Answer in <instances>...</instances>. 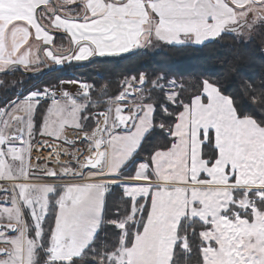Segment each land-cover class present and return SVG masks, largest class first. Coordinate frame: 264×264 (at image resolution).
Instances as JSON below:
<instances>
[{
	"label": "snow or ice",
	"instance_id": "1",
	"mask_svg": "<svg viewBox=\"0 0 264 264\" xmlns=\"http://www.w3.org/2000/svg\"><path fill=\"white\" fill-rule=\"evenodd\" d=\"M261 30L264 0H0V75ZM71 83L77 94L33 86L0 107V264H264V119L207 79L187 102L163 73L125 77L114 96ZM37 131L61 142H41L44 167L31 164Z\"/></svg>",
	"mask_w": 264,
	"mask_h": 264
},
{
	"label": "trees",
	"instance_id": "2",
	"mask_svg": "<svg viewBox=\"0 0 264 264\" xmlns=\"http://www.w3.org/2000/svg\"><path fill=\"white\" fill-rule=\"evenodd\" d=\"M12 73L1 76L4 80L0 87V99L3 92L7 99L0 100L3 107L9 100L15 98L17 89L27 93L35 88L43 89L48 86L57 85L62 80L83 79L89 84H107L108 93L114 96L120 89L118 82L125 77H139L141 73L150 79L157 74L163 73L169 79H175L188 90L181 99H185L189 92L194 91L193 85L207 79L216 83L226 95H230L238 111L242 114L252 115L259 120L264 119V109L253 106L250 101L253 91L259 93L264 89V34L251 40L244 39L243 42L231 35H225L222 40L206 42L203 46L186 45L173 46L164 44L159 49H135L112 57H97L90 59V63H72L68 69L53 70L36 76H26ZM97 73L103 74L101 79ZM17 80L23 81L22 86L6 91L11 84ZM95 97V93H93ZM50 104V103H49ZM41 109L46 105L41 103ZM163 119L157 117V123ZM163 141L159 132L152 134L145 141L140 155L146 156L151 150V145ZM120 195V189H114L108 197L109 203L116 201ZM112 229L108 228L106 233L111 235Z\"/></svg>",
	"mask_w": 264,
	"mask_h": 264
},
{
	"label": "rangeland",
	"instance_id": "3",
	"mask_svg": "<svg viewBox=\"0 0 264 264\" xmlns=\"http://www.w3.org/2000/svg\"><path fill=\"white\" fill-rule=\"evenodd\" d=\"M263 34H264V30H261L258 33L254 32L253 33V36H254V38H258V37L262 36ZM244 39H248V38L245 37ZM33 46L35 47V43L33 44ZM163 46H164L163 43L156 44V42H153L152 47H150L148 49L155 50V49H159V48H161ZM14 73L16 74V73H19V72L15 71ZM72 81L85 82L81 78H78V80H74V79L73 80H66L65 79V80L60 81V83H58L57 85H61L64 88V90H67L70 93L77 94L80 91V89H79V87H78V85L76 83H71ZM5 99H7V98L5 96V92H3V98L0 99V100H5ZM98 110H102V109H98ZM48 139H50V138H48ZM44 140H46V139L44 138V136L40 135V133L38 131L34 133V139L32 141L33 147L35 146L36 147V150H38V155H41V156H43L45 158V153H46L47 147H41V142L44 141ZM48 141H51V142H54V143H59V141H54L52 139L51 140H48ZM77 146L79 147V149L86 150V144H84V145L77 144ZM50 152H51V149H50ZM82 158L83 157H81V159ZM38 159H41V158H38ZM69 159H70V157L69 158H66V161L69 160ZM52 160L55 161V156L52 157ZM41 161H45V160L42 158ZM47 165H50L49 168L55 167L54 163H48ZM72 166L74 167L75 165L73 164ZM45 180H47V181H53L51 178H46Z\"/></svg>",
	"mask_w": 264,
	"mask_h": 264
},
{
	"label": "flooded vegetation",
	"instance_id": "4",
	"mask_svg": "<svg viewBox=\"0 0 264 264\" xmlns=\"http://www.w3.org/2000/svg\"><path fill=\"white\" fill-rule=\"evenodd\" d=\"M33 44H34V42H33ZM61 44H63L64 48L69 47V43H68L67 39L63 38L61 35L57 34L55 36V46H59ZM40 55L43 56V53L41 52ZM94 58H97V57L89 58L88 61H72L71 63L64 64V65H52L50 60H46L45 62L47 64L44 63V64H41V65L37 66L35 69H28L26 71L44 70L43 72L39 73V74H43L44 75L45 73H48V72L53 71V70L68 69L70 67V64H72V63H86V62L90 63V59H94ZM46 66H48L47 70H45ZM18 71H20L22 74H24L21 70H18ZM39 74H37V75H39ZM24 75H26V74H24ZM1 76H5V75H0V81H4L1 78ZM26 76H28V75H26ZM33 76H36V75H33Z\"/></svg>",
	"mask_w": 264,
	"mask_h": 264
},
{
	"label": "crops",
	"instance_id": "5",
	"mask_svg": "<svg viewBox=\"0 0 264 264\" xmlns=\"http://www.w3.org/2000/svg\"><path fill=\"white\" fill-rule=\"evenodd\" d=\"M44 138L46 140H51V138L48 139L46 136H44ZM49 143H54V142L49 141ZM59 143H61V142H59ZM61 146L66 147V145H62V144H61ZM77 149H79L78 146H77ZM49 152H50V148L47 147L46 153H45V158L48 157ZM38 158H41V159L43 158L45 160V158L43 156L38 155V150H36V147L34 146L33 147V151L31 152V164L32 165H39L40 167H44L45 166V161H41V159H38ZM65 158H69V157L65 156ZM60 159L62 160V156L60 157ZM49 166L50 165H47V167H49ZM45 179L46 178H44V177L37 176L36 178H34L33 182H37V183H42V182L52 183L53 182V181H47ZM69 179L70 178H65L66 181L69 180ZM0 183H4V182L0 181ZM4 187H9V184L8 183H4ZM4 195H5V193H0V200L3 199ZM0 247H5V245L2 242H0Z\"/></svg>",
	"mask_w": 264,
	"mask_h": 264
},
{
	"label": "water",
	"instance_id": "6",
	"mask_svg": "<svg viewBox=\"0 0 264 264\" xmlns=\"http://www.w3.org/2000/svg\"><path fill=\"white\" fill-rule=\"evenodd\" d=\"M45 63H46V62H45ZM46 64H47V63H46ZM47 69H48V66H46L45 70H47ZM20 70H21L24 74H26V75H28V76L37 75V74H39V73H41V72L44 71V70L26 71V70H24L22 67L20 68Z\"/></svg>",
	"mask_w": 264,
	"mask_h": 264
},
{
	"label": "built area",
	"instance_id": "7",
	"mask_svg": "<svg viewBox=\"0 0 264 264\" xmlns=\"http://www.w3.org/2000/svg\"><path fill=\"white\" fill-rule=\"evenodd\" d=\"M50 91H56L59 93L60 91L64 90V88L61 85H53V86H48L47 87ZM50 99L48 100V103H50ZM43 103V102H42Z\"/></svg>",
	"mask_w": 264,
	"mask_h": 264
},
{
	"label": "bare ground",
	"instance_id": "8",
	"mask_svg": "<svg viewBox=\"0 0 264 264\" xmlns=\"http://www.w3.org/2000/svg\"><path fill=\"white\" fill-rule=\"evenodd\" d=\"M87 153L85 152V155H86ZM83 159V158H82ZM62 160H64V161H66V158H65V156H62Z\"/></svg>",
	"mask_w": 264,
	"mask_h": 264
}]
</instances>
